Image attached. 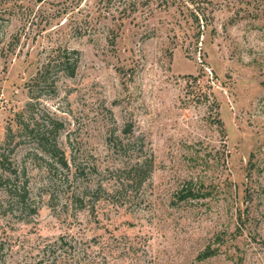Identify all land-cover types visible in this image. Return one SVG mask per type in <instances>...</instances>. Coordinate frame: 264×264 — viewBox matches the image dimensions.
I'll return each instance as SVG.
<instances>
[{
	"label": "rangeland",
	"instance_id": "374dc122",
	"mask_svg": "<svg viewBox=\"0 0 264 264\" xmlns=\"http://www.w3.org/2000/svg\"><path fill=\"white\" fill-rule=\"evenodd\" d=\"M76 1L0 0V264H264V0Z\"/></svg>",
	"mask_w": 264,
	"mask_h": 264
},
{
	"label": "trees",
	"instance_id": "16d2710c",
	"mask_svg": "<svg viewBox=\"0 0 264 264\" xmlns=\"http://www.w3.org/2000/svg\"><path fill=\"white\" fill-rule=\"evenodd\" d=\"M105 11L113 8L115 6L116 8H120V11H122L123 15L132 14L133 11H136L138 8L140 2L139 0H103ZM117 4V5H114ZM81 0H77L76 3H71L68 8L66 7L64 10H58V13L62 15L63 13H66V11H69L67 9H70V11L77 10V12H82V8H80ZM191 14L194 18V21L198 23V26L206 27L209 25V16L201 9L200 5L194 6L193 9H191ZM78 15V13L76 14ZM82 18L79 20V23H76V33H81L84 29L82 25ZM203 21V23H201ZM60 52L54 58L52 65V61H48L45 65L42 66V68L39 70L37 76L35 77L36 84L43 85L46 83H49L51 80L52 75L51 68L56 69L59 72H64L69 76H74L76 74V71L78 69L79 63H80V51L76 49H68L63 48L59 50ZM189 77L194 78V80H197L198 76L189 75ZM51 85L55 83L54 79L51 80ZM219 123H223L221 120H218ZM12 133L11 130H9V135ZM56 144V143H54ZM56 147V145H54ZM52 146V148H54ZM55 152L56 149L54 148ZM1 155V154H0ZM61 163L63 165H67V162L62 158ZM153 159L152 157L146 158L143 160H137L130 166L126 168L127 173V181L130 183H135L139 186L144 183V181L147 179L148 175L151 173V169L153 167ZM16 173V172H15ZM13 179V178H12ZM2 177H0V181H2ZM11 180V179H10ZM24 184L19 185L16 181V183L8 182L7 183V189L9 193H11V196L14 197L16 203L18 205H22V208H27L31 205L29 203V198L27 196L28 190L27 186ZM29 205V206H28Z\"/></svg>",
	"mask_w": 264,
	"mask_h": 264
}]
</instances>
